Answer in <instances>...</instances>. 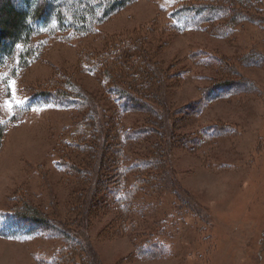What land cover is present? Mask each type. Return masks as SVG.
I'll return each instance as SVG.
<instances>
[{
  "label": "rangeland",
  "instance_id": "rangeland-1",
  "mask_svg": "<svg viewBox=\"0 0 264 264\" xmlns=\"http://www.w3.org/2000/svg\"><path fill=\"white\" fill-rule=\"evenodd\" d=\"M173 4L135 0L87 36L48 40L17 76L9 75L8 66L0 68V123L11 115L12 101L22 102L26 93L48 85L66 81L68 87L71 80L103 109L111 104L101 98V73H85L80 65L88 55L131 48V58L153 61L163 71L161 80L152 81L156 96L149 101L168 115L164 132L171 139H163L158 192L138 194L137 208L119 221L100 195L92 193L99 201L88 206L93 195L88 196L87 178L62 173L52 163L62 153L56 144L60 136L84 113L41 95L30 97L29 111L8 128L0 144V264H44L67 243L35 222H9L5 210L10 208L36 215L25 210L28 206L73 236L79 247L71 258L79 253L82 263L80 252L93 264H264V171L259 164L264 160V62L246 64L253 60L244 59L249 52L264 56V11L242 7L251 19L235 23L232 33L220 37L200 28L169 31L164 23ZM177 69L182 70L176 75ZM247 81L250 88L215 98L198 117L190 107L183 113L207 85ZM146 118L144 112H128L121 122L127 127ZM212 123L229 131L198 148L182 144V137ZM146 140L126 144V154L147 155ZM154 233L169 244V255L134 256L136 244Z\"/></svg>",
  "mask_w": 264,
  "mask_h": 264
},
{
  "label": "trees",
  "instance_id": "trees-1",
  "mask_svg": "<svg viewBox=\"0 0 264 264\" xmlns=\"http://www.w3.org/2000/svg\"><path fill=\"white\" fill-rule=\"evenodd\" d=\"M134 1L0 0V68L10 67L8 73L11 77H15L19 70L39 56L48 40L69 41L87 36L96 31L98 25L113 16L115 12H119ZM242 7H251L254 11L262 12L264 2L262 0H174L169 13L170 18L164 24L173 32L182 33L186 28H200L205 31L210 30L213 35L224 37L232 33L235 23L251 19L252 15ZM256 20L260 22L261 18L256 17ZM129 50L131 48L121 51L116 48L112 49L113 53L110 54L107 50L100 55L91 54L80 65L85 73L94 75L101 73L103 86L101 98L106 99L111 106L106 105L104 108L103 104V109H98L94 104L95 99L93 101L89 93L81 90L79 85L71 80L68 87L66 81L57 85H48L46 88L26 93L28 96L22 102L12 101L11 115L0 123L1 144L8 128L18 124L29 111L28 100L35 95H41L45 101H52L73 111L84 113L80 120L73 122L60 136L59 143L56 144L60 145L62 153L55 156L52 163L54 169L62 173L72 174L79 180L87 178L88 196L90 197L92 193L100 195L101 200L117 212L115 218L118 217L119 221H124L126 219L124 217L137 208L140 200L138 194L145 193L148 196L158 192L161 184L159 181L161 172H158V168L164 156L163 139L164 143L169 139L168 132H164V129L167 130L164 117L168 115L160 113L154 107V102L149 101L151 95L156 96L152 88L154 79L161 80L163 71L156 67L153 61H144L140 57L131 58L132 54ZM196 57L198 59V55ZM244 59L253 60V62L245 61L246 64L258 65L264 62L263 55L261 57L250 52ZM179 70L182 69H177L176 75ZM124 78L126 80L122 81ZM248 84L247 81V83L219 82L207 85L201 91L202 97L192 100L190 105L186 104L183 113L193 110L194 113L196 112L194 116L198 117L207 103L214 101L215 98L235 95L246 86L251 87V84ZM147 88L151 94L145 95ZM138 89L143 91L139 92ZM98 99L102 101L99 97ZM167 110L168 107L164 112ZM136 111L146 113L149 118L132 126H123L121 122L123 114L136 113ZM227 127L218 123L201 124L197 132L181 138L182 144L198 148L209 143L210 140L225 135L229 131ZM159 136L160 138L157 139ZM148 137L150 142L146 140ZM144 139L150 150L147 155L131 157L126 154V144L138 143ZM169 140L171 142V139ZM94 150L96 152H93ZM110 154V161H107V155ZM92 156L94 162L90 164ZM94 199L95 195L88 198V206L94 207V203L99 201ZM26 208V211L32 210L37 215L35 209H30L29 206ZM9 210L5 212L9 215V222L12 224L35 222L45 229L47 234H58L66 238L67 243L64 247L58 249L49 262L42 260V263L93 264L94 260L90 262L82 252L80 253L83 263L79 253L71 258L72 252L79 245L59 224L14 208ZM90 217L91 214L88 215V219ZM165 241L158 233L151 234L136 244L133 254L139 259L153 258L154 255L157 258L161 257L160 255L167 256L170 249Z\"/></svg>",
  "mask_w": 264,
  "mask_h": 264
},
{
  "label": "bare ground",
  "instance_id": "bare-ground-1",
  "mask_svg": "<svg viewBox=\"0 0 264 264\" xmlns=\"http://www.w3.org/2000/svg\"><path fill=\"white\" fill-rule=\"evenodd\" d=\"M262 161H263V163H259V164H260V166L263 167V171H264V160H262Z\"/></svg>",
  "mask_w": 264,
  "mask_h": 264
}]
</instances>
